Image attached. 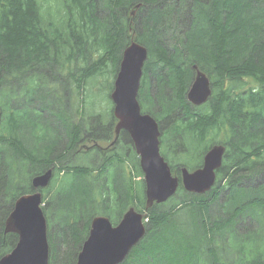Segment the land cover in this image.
<instances>
[{"label":"trees","instance_id":"obj_1","mask_svg":"<svg viewBox=\"0 0 264 264\" xmlns=\"http://www.w3.org/2000/svg\"><path fill=\"white\" fill-rule=\"evenodd\" d=\"M182 1L184 0H66L64 6L69 12L67 18L57 24L56 19L49 17L50 20L46 22L48 24L44 25L43 4L40 0H0V87L10 89L8 102L7 100L3 104L0 102L3 112L4 109L16 111L21 104L18 103L15 109L10 106L15 97L20 99L17 98L16 93H13V90L19 88L14 83L17 81L23 82L22 85H26L24 82L29 83L25 90L26 94L22 97L29 101L37 87L34 75L30 72L37 70L36 75L42 81L45 76L42 68L49 65L53 72L67 54L66 47L70 49L62 64L63 69L68 70V75L70 74L75 80L77 88H80V92H84L86 83L97 73L105 70L104 67L110 58L117 61L119 68L122 50L135 40L148 47L151 56L154 54L158 56V60L173 64V73L163 76L166 79L163 80L165 83L159 86L161 87L159 95L153 97L148 93L142 94L144 108L148 105L147 108L150 107L152 110L153 106L157 107L158 104L161 106L162 110L157 111V115L154 114L156 120L173 119L171 133L176 136V140L169 141V134L165 131L160 139L162 147H165L166 153H161L165 160L168 162L170 158L173 159L169 148L166 149L167 144L173 147L171 144L177 145L188 136L187 141L193 140L202 147L209 135L220 137L216 143L211 142L209 147L208 145L204 147L205 151L215 144H223L226 147L224 165L217 173V182L214 186L216 188L213 187L212 192L209 191L210 194L209 192L203 194L207 196L205 200L200 199L202 195L186 191L188 198L169 210L159 211L160 205H154L147 210L146 204H143L145 199L144 202L141 201L137 188L125 186L123 198L125 205L123 204V207L120 205V210L127 209L128 203H136L139 198L148 222L145 223L147 229L145 237L121 264H190V258L193 257L194 261L195 256H205L206 261L208 256L221 255L233 259L234 255H239V252L251 253L248 248L252 247L250 241H255L254 236L262 240L261 248H264V0H207L206 2L195 0L194 18L200 21V26L195 24L194 28L189 29L186 33L189 35L186 36L182 48L177 47L175 52H172L164 46L165 31L170 28L174 30L172 25L170 28L167 26L168 19L174 18L173 12L179 13L180 7L185 3ZM138 4H142V7L137 14L145 10V14L148 15L141 21L143 33L135 39V35L130 36L129 33L133 31L134 17L131 16V11ZM76 13L80 17L81 28L75 19ZM82 28L91 30L82 32ZM91 37H93L92 41ZM87 45H90L89 49L86 48ZM100 50L102 54L98 60L92 61L94 54ZM185 55H190L193 61L188 60L186 63ZM80 56L87 62L84 68H78ZM206 56H211L212 59H205ZM209 60H212L213 65H218L217 80H222V92L216 99L217 102H214L215 107L205 113H195L192 105L187 101L186 94L193 77L192 63H199L200 69L204 72L212 69ZM72 62L76 63L73 68ZM153 66L149 69L154 70ZM72 69L81 71L73 75ZM174 70L177 71L176 74ZM53 79L58 81L60 77L55 75ZM236 82L239 84H235ZM229 83L232 86L231 84L229 86ZM179 84L185 85L181 87ZM2 89H0V101L3 96ZM58 99L62 101L59 95ZM26 104L32 112L37 110L29 108L27 102ZM82 111L84 110H79L81 115L84 114ZM61 112L62 114L58 116L64 121L67 142L64 151L60 154L56 152L59 139L52 136V131V135L46 140L50 143L45 147L46 153L44 152L42 157L35 156V153L26 148L20 139H15L12 133L8 135L0 132V259L9 254L18 242L16 234L5 232L6 220L16 200L24 194L34 193L32 179L45 173L42 171L41 163L51 165L53 161L66 158V153H69L81 139L83 124L75 125L65 109ZM177 113L180 117L174 118ZM113 120H116L115 116ZM13 121H16L15 118L11 123ZM25 126L33 133L32 123ZM40 140L44 139L40 137ZM93 143L96 144L97 141ZM89 149L88 147L87 150ZM94 149L96 148L93 144L92 150ZM6 152L12 159L8 158ZM74 152L77 154L79 150ZM54 153L56 154L53 155ZM3 155L7 161L4 160ZM13 158L30 164L27 175L24 176L22 171L15 169ZM201 160L202 154L199 164L191 166L200 168ZM113 161L123 162L122 154L107 155L98 169L69 165L61 169L63 173L60 174L61 177L73 176L68 190L61 186L58 191L65 198L64 203H69L66 207L63 202L57 205L60 216L56 219L60 223H68L66 222L68 218L65 219L64 214L66 209H71L76 202L78 209L76 207L74 210L71 209L70 216L83 213L82 205L85 204V206L91 205L97 211L103 210L101 214L111 217L114 221L113 213L117 206H109L105 198L97 196L98 191L96 192L94 182L98 178L93 177L97 172H106L107 163L112 164ZM114 166L117 167V164ZM171 170L172 173L173 170L175 171L172 167ZM242 172H246V175ZM81 175L86 177L84 182L79 181ZM218 177H227L224 187L221 186ZM258 179L262 181L255 185L254 182ZM245 180H248L250 185L243 187ZM226 188L230 197L220 203L223 215L211 218V206L220 202L222 191ZM180 189L185 190L182 182L178 190ZM179 193L180 191H177V194ZM79 197L80 199L76 201ZM44 198L47 200V196ZM186 209L190 212L192 209L198 210L199 215L202 216L201 227L197 232L191 233L190 230L185 229L190 226L185 223H182L179 230L177 229L176 223L178 218H181L180 213ZM50 210L51 208L48 207L46 211L48 222L54 215ZM93 216L94 214L91 218ZM93 219H87L86 226L89 227ZM183 221L190 220L183 219ZM69 227L76 241L81 240L82 244L88 233L85 232L81 236L75 224ZM170 231L174 234L171 239L166 236ZM52 239L51 235L50 264H55L58 256ZM218 239H221L220 245ZM234 250L239 252L235 253ZM254 251L256 250L253 249ZM211 261L213 264H223L216 257ZM253 264H264V259Z\"/></svg>","mask_w":264,"mask_h":264},{"label":"rangeland","instance_id":"obj_2","mask_svg":"<svg viewBox=\"0 0 264 264\" xmlns=\"http://www.w3.org/2000/svg\"><path fill=\"white\" fill-rule=\"evenodd\" d=\"M40 1H41V4H43L42 17H43L44 25L48 24L46 22L50 20L48 19L49 17H51L52 19H56L55 22L59 24L60 21H62L66 16H68L69 12L64 6L66 0H40ZM194 1L195 0L182 1L185 3L182 4V6L180 7L179 13L173 12L174 18L168 19L167 26L170 28V26L172 25L171 27L174 28V30L170 28V30L167 29L165 31L166 38L164 41V46L167 48L168 51L175 52V49L177 47L182 48V45L186 40V36L189 35V34H186L188 33V30L191 28H194L195 24L200 26V21L194 18V14L196 12V6H195ZM206 1L207 0H205L204 2ZM145 13L146 11L144 10L141 14H137L132 20L133 31L130 32L129 35L130 36L135 35V39H136V36L143 33L142 32L143 24L141 21L144 20V17L148 15V14L146 15ZM77 14L78 13L75 14V19L78 22V24H80V28H81L80 17ZM193 21H195V23H193ZM50 30L52 31V29ZM85 30H88L87 32H89L91 29H86V28L81 29L82 32H84ZM92 38L93 37L90 38L91 41L93 40ZM142 45L145 46L144 44ZM86 48L89 49L90 45H87ZM146 48L149 50L148 47ZM69 49L70 48L66 47L65 53L67 54H65V56L62 58L60 64H58L56 67L54 66L55 69L53 72L51 71V68L49 65L42 68V72L45 74V76H43L42 81L39 80L38 76L36 75L38 72L37 70L30 72V74L34 75V80H35V84L37 85V87L35 89V92L31 94L29 101L26 98H22L24 96L23 94H26L25 90L27 89V85H29V83L24 82V84L26 85H22L23 82L21 81H17L14 83L16 84L15 86L19 88L15 91L13 90V93L14 94L16 93L17 98H20V99L18 100L15 97V99L12 100V102L10 103V106L13 109L18 107V103L24 104V106L20 104L16 111L4 109L5 111L3 112V110L0 108L3 114L2 120L0 122V132L3 134H8V135L9 133H12L15 139H18V140L20 139V141L25 145V147L28 148L30 151L34 152L35 156L37 157L39 156L42 157L45 152V147L49 145L50 141L47 142L46 140L48 139L50 135H52L51 131L53 132L52 136L57 137V139H59L56 145L57 154H60L61 152L64 151V148L67 142V139H66L67 135L65 131L64 121L61 120V118H59L60 114H62L61 112L62 109H65L66 112H68L71 118V121L75 123V125H77L78 123L83 124L82 130L84 129V131L81 135V139L79 140V143L76 146H74L71 151H69L68 149L69 153H66V156H67L66 158L59 159V161L58 160L53 161V163L51 162L52 163L51 165L50 163H47V164L41 163V167H43L42 169L43 172L44 171L46 172V170L48 171L51 168H53L54 170V176H53V179L50 185L44 189L38 190L42 193V197H43L42 208H43L45 216H46V211L48 210V207L51 208L50 210L51 212L52 211L54 212L53 219L52 220L50 219L49 222L46 216L47 226H48L47 236H48V242H49V247H50L49 264L51 263V254H52L51 243L49 240L51 235L53 236L52 242L55 243L56 248H57L58 260H57V263L55 262V264H77L78 256L82 250L84 241L88 238L90 230H91L90 228L91 225L89 227L86 226L87 219L89 220V219H93L96 216L104 215V214H101L103 210L98 209L97 211L91 205L85 206L84 204L82 205L84 207L83 213H80L79 215L70 216L71 209L74 210V207L77 208L78 203L76 202L75 206H71V209H66V213L64 214L65 219L68 218L66 222H68L69 224L60 223V221L56 219L57 217L60 216V213L57 212V208L59 209V206L57 207L58 203L63 202L64 207L69 205V203L67 202L64 203L65 198H63L61 193H58L61 186H64L66 190H68L69 184L71 182V177L73 176V175H68L64 178L60 176V174L63 175V173L61 172V169L65 168L64 166L69 165V166H78V167H83V168L88 167L92 169H98L99 167H101L104 161V158L107 155L112 156L116 153H120L122 154L123 162L113 161L112 164L107 163L106 172L104 173L97 172V174L93 176V177L98 178V180L96 179L94 182L96 192L98 191L97 196L99 198H101V196L102 198H105L107 200L106 202L109 203V206H117L115 213H113L114 221L111 219V217L109 218L111 219L112 224L114 226H117L121 222L124 214L132 207L135 208L140 213H145V209L142 208L141 206L142 202H144V199H145V202L143 204H146L145 176L140 166V157L136 152L135 146L132 142L130 135L127 132H122L120 140L118 141L117 145L115 146L111 145V143L113 142L114 131H115V128L118 122L117 119L115 121L113 120L115 104L112 99V94H113L115 82H116V79H117V76L120 70L121 62L118 68L117 61L114 58H110L104 67L105 70L102 71L101 73H97L98 74V75L96 74L97 76L95 75L94 78L89 80L85 85L84 92H80V88H77L75 80L71 77L70 74H69L70 76L68 75V70H64L63 69L64 67L62 66L64 60H66L65 58L69 54ZM124 49L122 50V57H123ZM101 54H102L101 50L97 51L96 54H94L92 61L98 60ZM80 57L81 59L79 60L78 68H84L87 65V62L86 60H83L82 56ZM185 58H186L185 60L186 63H188V60L193 61L190 55H185ZM204 58L212 59L211 56H206ZM209 61L212 63L211 65L212 69L209 71L205 70L204 72L215 83L213 97L207 104L198 108V110H196L194 106H191L195 113L208 112L211 109L212 105L215 104L214 102L216 101V99L219 98V94L222 92V80L221 79L217 80V78H219L218 74L216 73V71L219 70L218 65L217 64L213 65L212 60H209ZM72 64L73 62L71 63V65ZM75 64L76 63L74 62V64L72 65V68L75 67ZM193 64H199V63H192V65ZM152 65H154L153 66L154 70H153L152 75L157 77L156 79L158 83L152 80L151 87L148 90V86H147L148 70ZM172 65L173 64H171L170 62L158 60V56L154 54H152L151 56L149 52L148 59L143 69V77L141 80V85H140V90H139V95H138V101L140 103L142 112L144 114H150L151 116L155 118V115H157V111L162 110L159 104L157 105V107L153 106L152 110L150 107L149 109L147 108L148 105H146V108H144L143 104H145V102L143 100L142 94L143 92L148 93V95L150 94L153 97L154 95H159L161 93V87H160V91L156 90V88L157 86L163 85L165 83L163 82V80H165L166 78H163V76H169L173 73ZM78 70L72 69L71 72L73 75H75L77 74V72L80 73L81 70L80 71ZM176 72L177 71H175V74ZM55 75H58L60 77L58 81L53 79ZM192 79L194 80L193 77ZM143 83H144V87H143ZM230 84L231 83H229V86ZM235 84H239V83L236 82ZM180 85L182 87L185 84H179V86ZM252 85L255 86V84H252ZM0 89L2 88L0 87ZM189 89H190V86L186 94L188 93ZM9 90L10 89L1 90V94L3 96L0 102L2 104L5 103L6 100L8 102V99H9L8 95L10 92ZM58 95L62 98V101L58 99ZM69 99L71 100V105H70ZM24 100L25 102L29 104L28 106L29 108L31 109L35 108L37 110L32 112V110L28 109L27 104L25 105ZM187 101L188 103H190L188 100V94H187ZM81 109L84 110L82 111L84 112L83 115L79 113V110ZM178 111L179 110H176V112ZM180 112L181 111H179V113ZM178 117H180V114L177 113V115H174V118H178ZM14 118L16 121H13L11 123V120ZM157 121L159 123L160 130H161V138H162V133L165 131V132H168L169 134V138H168L169 141L170 139L176 140V136L171 133L172 131L171 126L173 123V119H169V121L168 120L160 121L157 119ZM27 123L29 125L32 123L33 133L29 127L27 128L25 126V125H28ZM108 133L111 135L108 136L109 135ZM40 137L41 139L43 138L44 140L41 141ZM187 138H189V136L186 137L185 140H183V142L181 141L180 142L181 144L180 143L177 144L178 146L176 144H171V146L173 147H169L168 146L169 143L166 146V149L167 147L169 148V152L173 158V159L170 158V160L168 161L170 166L173 169H175V171L173 170V175L179 177L180 179H182L181 168L185 167L189 169V171H195L197 168L196 167L193 168L194 166H191V165L199 164L200 162L199 159L201 157V154H202V160H203L204 155L207 152L205 151L204 147H206L207 145L209 147L212 144L211 142L216 143L220 139V137L209 135L208 139L205 140L203 143L204 147H202V145H199L197 142L193 140L192 142L187 141ZM93 141H97V143L95 144L93 143ZM93 144H94V147L96 148L94 150H92ZM160 145L162 147V143ZM88 147L90 148L89 150H87ZM77 150H79V153L76 154L74 151H77ZM162 152L166 153L164 146L161 149V153ZM55 154L56 153H54L53 155ZM6 155H7V152H6ZM7 156L8 158H11L9 154ZM3 158L4 160H6L4 155H3ZM13 159H14L15 169L17 171H22V174L24 176L27 175L30 164L23 163L20 160H17L16 158H13ZM202 160H201L202 163L200 164L201 166L203 165ZM114 164H117V167H115ZM242 173L245 174L246 172H242ZM79 177H81L79 178V181L81 182H84V180H86V177H83L82 175ZM62 178L64 179V182ZM226 178L218 177V179H220V184L223 187H224V184L226 183L225 181ZM261 181L262 179H258L257 181L254 182V184L256 185L260 183ZM244 182H245V185H243V187L250 185L248 180H245ZM128 185L129 187L135 186L137 188V194L140 195L142 202L140 204V200L138 198L136 203L135 202L128 203L126 205L127 209L121 211L120 205H122L121 207L125 205V202H124L125 199H123L125 197L124 194L126 191L125 186H128ZM118 189L119 191H117ZM181 189L178 190L180 191L179 194L173 196L167 202L163 204H157V205H160L159 211L169 210L170 208L176 205H179L185 199H187L188 195L186 193V190H181ZM33 192H35L34 189H33ZM45 196H47V200H45L44 198ZM206 197H207L206 195H202L200 199L205 200ZM229 197H230L229 190L226 188L225 190L222 191L220 202L213 204L211 206V212H210L211 218H214V217L216 218V217H220L221 215H223L221 208H220V203L223 202L225 198L228 199ZM79 199L80 197L76 201H78ZM48 202L50 203L48 204ZM100 203L101 204L103 203L102 200H100ZM93 214L94 216L93 218H91ZM84 216H86V218ZM180 217L181 218H178V222L176 223L178 230L180 229V227H182V223L190 225L189 226L190 228L187 227L185 229L190 230L191 233L195 231L197 232V230L200 229L201 227L200 222L202 221V216L199 215L198 210L192 209L190 212L189 210L186 209L180 213ZM182 218L188 221L190 220V221L184 222ZM74 224L75 226H77V230L79 229L78 234H80L81 236L85 232L88 233L86 239L83 241L82 244H81V240L76 241V239L74 238L73 232L69 227V225H74ZM171 232L172 231L168 232L166 235L170 239L171 237L174 236V234ZM254 238H255V241H250V243L252 244V247L248 248L251 251L250 254H244V253L240 254L239 251L234 250L235 253L239 252L238 253L239 255L233 256L234 260L232 259V257L230 259H227L221 255L223 258L221 256H208L207 261H206L205 256H195V260L193 261V257H191L189 260V263L190 264H213L211 260L215 257L220 261V263H223V264L224 263H227V264L228 263H233V264L259 263L264 259V252H263L264 248H261L262 240L258 239L257 236L256 237L254 236ZM220 242H221V239H218L219 245H220ZM253 249L256 251L253 252Z\"/></svg>","mask_w":264,"mask_h":264},{"label":"water","instance_id":"obj_3","mask_svg":"<svg viewBox=\"0 0 264 264\" xmlns=\"http://www.w3.org/2000/svg\"><path fill=\"white\" fill-rule=\"evenodd\" d=\"M142 7L136 5L131 16L135 17ZM148 49L133 40L124 50L120 70L115 82L112 99L116 140L127 132L140 157V166L146 183V209L163 204L177 194L180 183L193 194L203 195L212 190L217 182V171L222 168L226 147L216 145L208 151L204 164L195 171L184 168L182 180L174 176L161 154V130L158 121L142 112L138 95L143 69L148 59ZM212 96L210 80L198 70L189 92L188 100L194 105H203ZM0 110V122L2 120ZM115 140V141H116ZM53 168L32 179L35 192L20 196L8 216L5 232L18 236L15 248L0 259V264H49L50 247L47 236V219L42 205V193L53 179ZM146 214L130 208L121 222L114 226L106 216H96L91 230L78 256L77 264H121L145 237Z\"/></svg>","mask_w":264,"mask_h":264},{"label":"flooded vegetation","instance_id":"obj_4","mask_svg":"<svg viewBox=\"0 0 264 264\" xmlns=\"http://www.w3.org/2000/svg\"><path fill=\"white\" fill-rule=\"evenodd\" d=\"M145 67V66H144ZM198 70H200L201 72H203L201 69H200V67H199V65L198 64H193L192 65V71H193V78H194V80L193 81H191V84H190V88H191V86H192V84H193V82L195 81V79H196V76H197V73H198ZM145 73H146V71H145ZM152 73H153V70H150L149 69V72H148V81H147V86H148V90L150 89V87H151V81L152 80H154L156 83H158L157 82V77L156 76H153L152 75ZM203 73H205V72H203ZM206 74V73H205ZM207 75V74H206ZM207 77L209 78V80H210V85H211V90H212V96H211V98L213 97V92H214V85H215V83L213 82V80L207 75ZM150 84V85H149ZM143 87H144V83H143ZM156 90H158V91H160V87L159 86H157V88H156ZM190 90V89H189ZM167 92V90L165 91V93ZM189 92V91H188ZM188 94V93H187ZM211 98L209 99V101L211 100ZM208 101V102H209ZM207 102V103H208ZM217 102V101H216ZM207 103H205V104H207ZM190 104L192 105V106H194L196 109H198V108H200V107H202L203 105H205V104H203V105H194V104H192L191 102H190ZM212 107H215L214 106V104L212 105ZM211 107V108H212ZM116 135H115V139L113 140V142L111 143V145L112 146H115V145H117V143H118V140H116ZM133 142V141H132ZM134 144V143H133ZM216 145H223V144H215V145H212L210 148H209V150L210 149H212L214 146H216ZM160 147H161V145H160ZM160 149H162V147L160 148ZM208 150V151H209ZM208 151L205 153V155L208 153ZM205 155H204V158H205ZM225 156H226V154H225ZM225 156H224V161H225ZM204 158H203V164H204ZM224 161H223V165H224ZM169 164V163H168ZM170 165V164H169ZM203 166V165H202ZM201 166V167H202ZM200 167V168H201ZM170 168H171V166H170ZM185 167H182L181 168V173H182V171H183V169H184ZM199 169V168H198ZM220 170V169H219ZM218 170V171H219ZM218 171H217V173H218ZM180 180H182V179H180Z\"/></svg>","mask_w":264,"mask_h":264}]
</instances>
